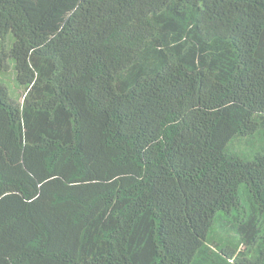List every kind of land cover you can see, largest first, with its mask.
Listing matches in <instances>:
<instances>
[{
    "label": "trees",
    "instance_id": "1",
    "mask_svg": "<svg viewBox=\"0 0 264 264\" xmlns=\"http://www.w3.org/2000/svg\"><path fill=\"white\" fill-rule=\"evenodd\" d=\"M0 264H264V0H0Z\"/></svg>",
    "mask_w": 264,
    "mask_h": 264
}]
</instances>
